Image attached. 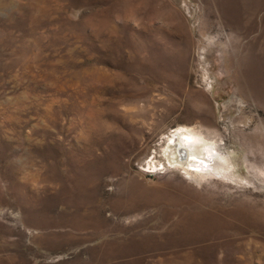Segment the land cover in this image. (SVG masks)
I'll return each instance as SVG.
<instances>
[{"label":"rangeland","instance_id":"374dc122","mask_svg":"<svg viewBox=\"0 0 264 264\" xmlns=\"http://www.w3.org/2000/svg\"><path fill=\"white\" fill-rule=\"evenodd\" d=\"M0 264H264V0H0Z\"/></svg>","mask_w":264,"mask_h":264},{"label":"bare ground","instance_id":"6f19581e","mask_svg":"<svg viewBox=\"0 0 264 264\" xmlns=\"http://www.w3.org/2000/svg\"><path fill=\"white\" fill-rule=\"evenodd\" d=\"M138 2L147 4L150 3L151 0H138ZM181 134L186 138V143L189 146V150L185 145H180L178 147L180 156L182 160L187 159V155L189 154L192 158H200L202 154L209 155L213 157V145L209 142L202 133H200L195 127H180ZM177 138V137H176ZM185 140V139H184ZM204 162L208 166H212V162L210 159L204 157Z\"/></svg>","mask_w":264,"mask_h":264}]
</instances>
